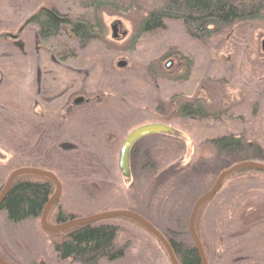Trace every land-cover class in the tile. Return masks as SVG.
Instances as JSON below:
<instances>
[{
    "label": "rangeland",
    "instance_id": "obj_1",
    "mask_svg": "<svg viewBox=\"0 0 264 264\" xmlns=\"http://www.w3.org/2000/svg\"><path fill=\"white\" fill-rule=\"evenodd\" d=\"M80 1L0 0V75L6 70L8 62L21 58L20 74L26 76L23 83L28 86L37 78L39 66L42 70L46 69L52 50L51 42L39 41L33 26L24 28L18 39L1 38L2 33L16 36L18 27L42 7H54L73 19L85 12ZM145 1L138 2L144 7ZM135 14L120 17L111 11L104 12L102 19L106 26L107 44L111 49L105 51L95 43L81 48L75 45L74 50L79 56L76 62L68 61L64 66L56 61L57 65L51 67L55 75L63 68L73 72L79 68L88 72L81 64L83 56L91 52L103 53V72H88L87 78L97 75V79L92 82L87 80L85 86L89 84L87 91L104 85L115 91L107 93L109 96L105 106L111 111L105 112L106 116L101 118H109L108 126L101 128L100 133L93 128L80 129L85 143L91 145L92 141H98L100 156L105 159L104 165L111 173L107 183L95 196L86 191L83 184L84 181L91 183L94 179L66 185L61 191L59 205L68 215L78 219L112 211H131L161 232H180L179 226L188 222L195 201L213 186L219 175L218 170L217 173L214 169H207L212 178L201 184L203 171L202 167L197 166L191 179L198 180L201 186L192 190L189 185H184L179 194L156 200L146 177L137 180L133 175L135 180L130 179L126 185L122 182L118 170L120 145L132 130L146 124L163 123L178 128L182 123L180 121H162L169 114L160 111L158 103L167 102L177 95H202L204 91L200 89V84L207 80L222 86L224 92L221 95L225 105L234 106L226 127L221 128L215 122L208 123L205 135H241L246 141L256 142L264 149V64L257 59V62L254 61L257 49L259 54L264 55V34L257 25H250L240 28L246 37H241L240 33L234 42L227 40L204 45L191 40L181 22L171 20L165 22L161 30L142 35L132 43ZM69 43L76 44L74 41ZM119 62H124L125 67L119 68ZM43 75H47L45 77L50 84L54 74ZM75 90L73 88L70 92ZM79 97L83 98H74ZM96 100L93 97V101ZM53 117L49 122L55 120ZM90 123L86 124L90 126ZM72 125L69 123L63 133L62 142L68 140L69 143H75L74 138L69 139L72 134H77V131L72 133L70 130ZM109 125L114 133V142L106 146L104 137L99 135H104V131L110 129ZM180 130L186 134L185 148L181 153L163 156L161 168L176 164L182 168L197 157V151L206 136L202 135L198 139L192 132ZM92 136L98 137V140H92ZM10 160L11 156L0 147V182H5L9 176L6 168ZM253 160L264 164V160ZM133 171L135 173L136 167ZM250 209L260 211L262 219L244 230L240 215ZM102 222L118 226L116 245L125 247V254L115 262L100 261L98 264H170L162 246L144 228L120 218ZM39 224L40 220L11 224L0 212V254L3 258L9 264H78L58 258ZM196 229L208 264H264V173L243 171L224 182L218 193L204 206L197 219Z\"/></svg>",
    "mask_w": 264,
    "mask_h": 264
},
{
    "label": "trees",
    "instance_id": "obj_2",
    "mask_svg": "<svg viewBox=\"0 0 264 264\" xmlns=\"http://www.w3.org/2000/svg\"><path fill=\"white\" fill-rule=\"evenodd\" d=\"M138 1L143 2V0H129L125 3L117 0H82L79 4L85 12L79 13L73 19L54 7H42L27 18L20 28L18 27L16 36L1 34V38L18 39L24 28L33 26L39 41L52 43L47 67L42 70L39 66L34 83L24 85L26 76L20 74L21 58L8 62L6 70L3 69L4 72L0 75V147L11 156L6 173L10 175L21 168L48 171L56 176L62 189L79 180L94 179L91 183L86 181L83 183L85 190L94 196L105 187L111 173L104 165L105 159L100 156L98 141H92L89 145L83 141L85 138L81 135V130L88 128L100 133L99 130L106 128L110 123L109 118L105 117V120L101 118L106 116L105 112L111 111L105 105L109 96L107 93L113 88L104 85L97 87L96 90L87 91L89 84L85 86L87 80L90 79L92 82L97 79V75L87 78L88 72L92 74L103 72V53L91 52L83 56L81 64L88 72L79 68L75 72L63 68L62 72L55 75L51 68L53 64L57 65L56 61L61 65L68 61L76 62L79 56L74 50L75 45L81 48L95 43L102 46L105 51L111 49L107 44L106 26L102 19L104 12L111 11L120 17L136 13L135 36L132 43L142 35L161 30L165 22L171 20L181 22L188 37L204 45L227 40L234 42L240 33L244 34H241V37H246L240 28L250 25H257L264 34V0H146L144 7ZM70 41L76 44L72 45ZM256 59L259 63L263 61L264 64V55L259 54L258 49L255 62ZM43 73L54 74L50 76L52 84H49L45 77L47 75ZM77 85L79 87H75ZM73 88L76 90L70 92ZM200 89L204 94L187 97L177 95L172 96L167 102L158 103V109L169 114V117L162 121L182 122L178 128L171 126L177 134L151 137L148 140L150 143L141 146L143 148H139L137 155L131 159L132 169L136 167L135 173L132 170V174L134 173L137 180L141 177L147 178L156 200L179 194L184 185H189L192 190L198 185L201 186L212 178L207 169H214L216 172L218 170L220 174L241 162L264 160V149L256 142L246 141L241 135L237 137L223 134L205 135L208 123L215 122L221 128L226 127L231 120L230 111L234 105H225L221 95L224 91L218 83H209L205 80L200 84ZM77 96H83L84 104L74 105V102H71ZM93 97L97 100L93 101ZM52 116L55 120L49 122ZM89 121L90 126L86 124ZM69 123L73 124L70 127L72 133L77 131V134L70 132L72 135L69 137L74 138L75 143H69L68 140L62 142V135L65 134ZM180 129L192 132L198 139L202 135L206 136L197 151V157L182 168L177 164L161 168L160 160L163 156L181 153L185 148L186 134ZM103 134L99 136L104 137L106 146H111L114 142L112 127L106 129ZM92 140H98V137L96 139L92 136ZM197 166L202 167L203 171L201 184L195 178L191 179ZM243 171L256 172L242 170L235 174ZM235 174L226 178L224 182ZM121 180L125 185L129 181L122 178ZM5 182H0V192ZM54 190V185L48 179L29 175L19 176L2 202L0 212L4 213L6 220L11 224L27 220L39 221ZM205 205L200 208L196 222ZM240 217L243 229L246 230L258 224L262 214L258 210L250 209ZM72 219L77 218L68 215L58 200L51 208L47 222L50 225H58ZM125 220L137 224L129 219ZM39 228L47 236L53 252L62 261L98 264L100 261L115 262L122 259L125 254V247L116 245L118 226L98 222L60 233H47L40 224ZM179 230L181 231H158L168 241L179 264H201L188 234V222L179 226Z\"/></svg>",
    "mask_w": 264,
    "mask_h": 264
},
{
    "label": "water",
    "instance_id": "obj_3",
    "mask_svg": "<svg viewBox=\"0 0 264 264\" xmlns=\"http://www.w3.org/2000/svg\"><path fill=\"white\" fill-rule=\"evenodd\" d=\"M263 51H264V43H263ZM117 66L119 68H123L125 67V63L119 62ZM168 66L169 65H167L166 67ZM82 100H83L82 98L76 99L75 104L81 103ZM176 134L177 132L173 130L171 127L164 125V124H158V123L146 124L130 132L127 135V137L124 139L121 145L119 159H118V168H119V173H120L121 178L125 181L130 180L129 153H130L131 147L133 146L135 142H137L141 138L152 136V135H176ZM242 170H252V171L264 173V164L246 161V162H241L239 164H236L222 171L218 175L211 189L208 192H206L204 195L199 197L195 201L193 206L191 207L190 215L188 218V233L196 249V252L198 254L201 264H208V262H207L201 241L196 233L195 223H196L198 212L204 204L210 201L218 193V191L221 189L223 182L226 178ZM22 175H29V176H34V177L45 178V179H48L50 182H52V184L54 185V188H55L54 193L52 197L49 199V201L47 202L42 212L41 218H40V225L45 232L60 233V232L66 231L74 227L94 224V223H98V222H102V221H106L110 219H116V218L129 219L131 221L136 222L138 225L144 228L148 233H150L159 242V244L162 246V248L164 249L168 257L170 264H179L168 241L164 238V236L148 221H146L144 218H142L141 216L131 211L120 210V211L100 213V214L91 215L83 219L77 218V219H72L68 222L62 223V224L50 225L47 222V217H48V214L51 208L59 200L62 187H61L60 182L56 178V176L48 171H43V170L34 169V168H21V169H17L13 171L8 176L0 192V206L2 202L4 201V199L6 198L14 180L17 177L22 176ZM0 264H9V263H7L5 260H3L0 257Z\"/></svg>",
    "mask_w": 264,
    "mask_h": 264
},
{
    "label": "flooded vegetation",
    "instance_id": "obj_4",
    "mask_svg": "<svg viewBox=\"0 0 264 264\" xmlns=\"http://www.w3.org/2000/svg\"><path fill=\"white\" fill-rule=\"evenodd\" d=\"M79 98H82V97H79ZM76 99H78V98H75L74 99V105H81V104H84V100H82V102L81 103H79V104H75V101H76ZM83 99V98H82ZM153 124V123H152ZM158 124H163V123H158ZM164 125H167V126H169V127H171L170 125H168V124H164ZM136 129V128H135ZM133 131V130H132ZM131 131V132H132ZM155 136H162V135H152V136H147V137H144V138H141L140 140H138L137 142H135L134 144H133V146L131 147V149H130V153H129V161H130V173H131V180L133 179V174H132V164H131V159L132 158H134L136 155H137V151H138V149L140 148H143V147H141V146H144L145 144H149L150 142H148V140H150L151 139V137H155ZM127 137V136H126ZM125 137V138H126ZM147 140V141H146ZM124 141V140H123ZM123 143V142H122ZM122 143H121V145H122ZM121 145H120V149H121ZM120 149H119V154H120ZM118 159H119V155H118ZM118 170H119V168H118ZM196 228V227H195ZM196 233H197V236H198V232H197V230H196ZM189 234V233H188ZM1 253V252H0ZM0 257L3 259V260H5L4 258H3V256L0 254Z\"/></svg>",
    "mask_w": 264,
    "mask_h": 264
}]
</instances>
